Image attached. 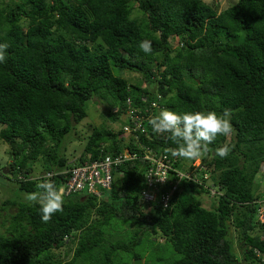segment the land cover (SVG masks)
<instances>
[{
	"label": "trees",
	"instance_id": "trees-1",
	"mask_svg": "<svg viewBox=\"0 0 264 264\" xmlns=\"http://www.w3.org/2000/svg\"><path fill=\"white\" fill-rule=\"evenodd\" d=\"M144 39L152 42L150 55L138 48ZM2 43L9 44L0 63L6 185L33 193L48 178L67 187L88 159L125 150L139 158L113 170L101 198L64 196L63 211L48 223L38 204L5 201L0 218L9 207L17 212L3 222L0 264H122L125 256L129 264H264L256 254L264 253L256 185L264 164V0H238L222 12L203 0H0ZM127 72L141 81H129ZM95 98L109 104L107 124L85 135L70 163L71 140ZM162 109H229L232 135L209 145L199 165L173 158L164 150L176 145L148 123ZM130 111L143 117L142 127L126 138ZM225 143L231 152L220 158L215 149ZM147 151L176 161L154 192ZM120 231L128 238L115 240Z\"/></svg>",
	"mask_w": 264,
	"mask_h": 264
},
{
	"label": "clouds",
	"instance_id": "clouds-1",
	"mask_svg": "<svg viewBox=\"0 0 264 264\" xmlns=\"http://www.w3.org/2000/svg\"><path fill=\"white\" fill-rule=\"evenodd\" d=\"M8 48V43L0 44V63L5 62ZM138 48L145 55H150L152 42L148 39L141 40ZM230 120L229 109H225L222 114L215 111L178 114L172 110L162 109L158 115L151 117L148 123L154 133H167L168 139L176 145L175 148H166L164 150L166 154L173 158L198 160L209 152V145L219 136L232 135L233 126ZM230 152L231 147L227 143L215 149V154L220 158H227ZM37 188L39 191L26 194V200L33 205H39L42 222L48 223L54 214L63 211L65 190L62 187L57 188L48 178L39 182Z\"/></svg>",
	"mask_w": 264,
	"mask_h": 264
},
{
	"label": "built area",
	"instance_id": "built-area-1",
	"mask_svg": "<svg viewBox=\"0 0 264 264\" xmlns=\"http://www.w3.org/2000/svg\"><path fill=\"white\" fill-rule=\"evenodd\" d=\"M129 114V117L132 119L130 123H132L134 127L127 125L124 127V130L126 134L130 133L131 135L132 131H137L142 127L143 117L134 116L135 111H130ZM136 158L138 159L139 155L131 153L130 150H125L115 157L108 155L98 160L88 159L84 164L75 167L72 171L67 187H62L65 190L64 196H68L72 192L86 191L96 198H101L104 190L111 189L113 183V170L124 164L125 161ZM143 159L150 161V170L147 176V184L149 189H151L149 191L158 190L159 186L165 184L168 180V175L172 171H175L173 166H175L174 162L176 161L167 160V157H157L154 153L149 151L143 155ZM177 175L181 177L185 176L180 173ZM47 176L50 177L51 174ZM206 178H208V175H206ZM145 197L148 200H152V196L149 194ZM262 209H264V203L260 205L258 210L259 221L264 224V210ZM262 240L264 241V233L262 235ZM256 254L264 261V253L256 251Z\"/></svg>",
	"mask_w": 264,
	"mask_h": 264
},
{
	"label": "rangeland",
	"instance_id": "rangeland-1",
	"mask_svg": "<svg viewBox=\"0 0 264 264\" xmlns=\"http://www.w3.org/2000/svg\"><path fill=\"white\" fill-rule=\"evenodd\" d=\"M203 1L209 5L215 6L219 12H222L228 9L229 7H231L233 4H235L238 0H203ZM124 76L126 79H128L131 82H134L136 80L141 81L140 73H128L127 72L125 73ZM107 108H109L108 102L99 100V98L92 99V101L86 104L87 118L80 124V126L78 125V127L76 128L75 135L73 136L74 139L71 140L72 144H71L69 151L67 152V156L71 158L70 163H74L79 158L81 153L83 152L85 148V146H83L85 135L88 132L92 131L93 128L97 126L101 127L104 124H107L105 123V114H104V111H107ZM107 122H108V125H110L115 130L119 129V125L117 123H113L109 120ZM121 124L122 123H120V125ZM129 136H130V133H127L125 137L128 138ZM6 151H8L7 145H4V144L2 145L0 143V163H3L5 166H8L11 160H10V156H8ZM72 155L73 156L75 155L76 157H72ZM201 159H202V156L201 158L195 161V165H199L201 163ZM185 164L188 165L189 163L186 162ZM9 178L10 180H13L12 183L15 184L14 176L9 175ZM256 181H257L256 185L258 186V191H257L258 195H260L261 200L264 201V164L262 167V172L257 176ZM7 182H10L9 179L0 178V206L7 200H17L18 203L28 202L26 200V194H29V193H22V192L16 191L15 189H13L15 188V186L9 185V184L6 185ZM210 184L213 185L212 182ZM4 185L6 186L4 187ZM201 199H202L201 201L203 202L204 207L211 208V198H209L208 196H204ZM14 212H17L16 206L9 207L7 208L6 211L1 212L0 233H5L7 227L9 226L8 223L6 224L3 223L7 213H14ZM129 234L130 233L122 234V232L120 231L119 235H114L113 238L115 240L128 238ZM67 251H68V247L63 248L61 250L62 254H65ZM56 253H59V251H56ZM71 256L72 254H70V256L67 259L70 260ZM128 261H129V257L125 256L124 262L122 264H129ZM132 262H131L132 264H135V260H133ZM143 264H144V260H143Z\"/></svg>",
	"mask_w": 264,
	"mask_h": 264
},
{
	"label": "water",
	"instance_id": "water-1",
	"mask_svg": "<svg viewBox=\"0 0 264 264\" xmlns=\"http://www.w3.org/2000/svg\"><path fill=\"white\" fill-rule=\"evenodd\" d=\"M4 172L8 173L7 170H5ZM135 264H143V260L142 259H137V260H135Z\"/></svg>",
	"mask_w": 264,
	"mask_h": 264
}]
</instances>
